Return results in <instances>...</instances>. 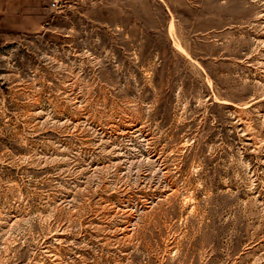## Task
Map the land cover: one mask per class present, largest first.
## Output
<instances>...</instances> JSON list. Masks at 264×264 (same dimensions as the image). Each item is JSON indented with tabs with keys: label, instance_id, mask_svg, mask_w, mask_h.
Masks as SVG:
<instances>
[{
	"label": "rangeland",
	"instance_id": "374dc122",
	"mask_svg": "<svg viewBox=\"0 0 264 264\" xmlns=\"http://www.w3.org/2000/svg\"><path fill=\"white\" fill-rule=\"evenodd\" d=\"M0 0V264H264V0Z\"/></svg>",
	"mask_w": 264,
	"mask_h": 264
},
{
	"label": "built area",
	"instance_id": "2783aa9c",
	"mask_svg": "<svg viewBox=\"0 0 264 264\" xmlns=\"http://www.w3.org/2000/svg\"><path fill=\"white\" fill-rule=\"evenodd\" d=\"M76 1L78 0H50L49 8L51 10H61Z\"/></svg>",
	"mask_w": 264,
	"mask_h": 264
}]
</instances>
